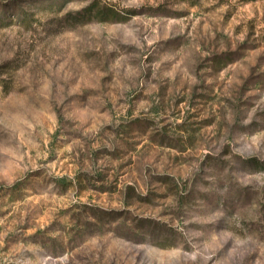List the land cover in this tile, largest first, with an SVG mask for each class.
Here are the masks:
<instances>
[{"label": "rangeland", "instance_id": "1", "mask_svg": "<svg viewBox=\"0 0 264 264\" xmlns=\"http://www.w3.org/2000/svg\"><path fill=\"white\" fill-rule=\"evenodd\" d=\"M0 264H264V0H0Z\"/></svg>", "mask_w": 264, "mask_h": 264}]
</instances>
